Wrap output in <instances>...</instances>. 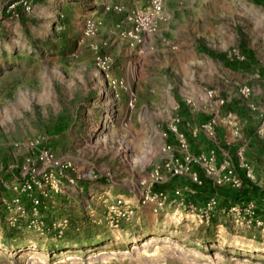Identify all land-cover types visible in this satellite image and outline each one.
I'll use <instances>...</instances> for the list:
<instances>
[{
    "label": "rangeland",
    "instance_id": "1",
    "mask_svg": "<svg viewBox=\"0 0 264 264\" xmlns=\"http://www.w3.org/2000/svg\"><path fill=\"white\" fill-rule=\"evenodd\" d=\"M149 4L0 0V264H264V0H169L157 34L132 47L121 35L126 16ZM88 21L97 25L90 34ZM99 54L108 63L99 64ZM221 99L225 142L215 143L242 185L230 176L214 186L201 170L204 184L185 192L196 215L150 204L137 223L108 224L104 199L137 203L172 141V119ZM44 148L71 160L69 173L79 177L45 200L42 230L30 225L27 196L26 212L17 210L13 185L42 168ZM242 164L252 166L253 180ZM176 185L190 182L167 180L153 190L172 195ZM212 193L219 206L208 219L202 209ZM247 203L256 217L245 213Z\"/></svg>",
    "mask_w": 264,
    "mask_h": 264
},
{
    "label": "built area",
    "instance_id": "2",
    "mask_svg": "<svg viewBox=\"0 0 264 264\" xmlns=\"http://www.w3.org/2000/svg\"><path fill=\"white\" fill-rule=\"evenodd\" d=\"M169 0H150V4L145 8H133L127 16L126 27L121 35L132 47L143 45L153 36L159 29V22L164 18L165 3ZM95 21H88L86 31L88 34L94 32L96 28ZM110 57L108 55L99 54L97 56L98 63H108ZM242 93L249 94L248 86L241 88ZM210 91L209 96H212ZM220 104H225V100H218ZM183 119L175 117L169 125L172 141L165 143L162 146L161 154L162 161L155 165L150 174L142 182V188L138 195L137 203L131 201L122 195H118L112 199H104V218L116 229L124 226L137 223L141 218V209L147 205L154 206V211L157 212L168 203L174 206H183L187 209L188 214H197V204L192 201V198H187L189 192L196 193V189L204 184L201 170L210 178L214 186H225V177L232 176L235 178V183L242 185L243 179L237 173L236 166L228 162L225 164V150L218 146L211 148L209 152L194 153L190 150V143L185 131L181 125ZM215 119L202 124L209 137H215ZM258 132L264 135V121L260 125ZM219 154H222L220 157ZM219 157L221 160L219 161ZM42 164V168L31 167L23 176L13 185L15 196L13 202L17 210L23 215L26 212V206L22 202L23 197L27 196L31 203L32 217L30 225L44 229V220L38 217L39 209L46 203V199L53 198L54 194L62 191L64 186L63 181L75 185L78 175L73 176L69 173L70 169H74V164L68 159H57L54 154L47 148H44L37 157ZM244 167V175L246 178L253 180L255 172L251 165L242 164ZM3 170V164L0 161V171ZM186 179L190 182V186L181 187L176 185L173 189V194H169L167 190L155 191L153 187L156 184H161L167 180ZM196 188V189H195ZM94 198V197H93ZM246 214L251 218L257 216L256 206L253 203H247ZM219 206L218 195H210L203 205L202 217L210 218L216 208ZM232 210L240 214L239 206H233ZM94 211V209L92 210ZM20 215V214H19ZM103 218H100L101 222ZM55 225V224H54ZM161 264H165L162 262Z\"/></svg>",
    "mask_w": 264,
    "mask_h": 264
},
{
    "label": "crops",
    "instance_id": "3",
    "mask_svg": "<svg viewBox=\"0 0 264 264\" xmlns=\"http://www.w3.org/2000/svg\"><path fill=\"white\" fill-rule=\"evenodd\" d=\"M163 25L164 24L161 25V31L164 30ZM161 31L160 34H162ZM188 113L189 115H187ZM184 115L186 116L182 118L183 123L181 128L187 134L188 140L191 141L190 150L192 152H198L196 149L197 145H194L198 144V142H201L200 147L203 148L205 152H209L211 148L217 146L215 143L217 140H220L223 143L225 142V105L220 104L219 101H215V106L213 103H209V106L206 108L203 104L196 102L189 107V110L187 108ZM211 119H215V137H209L208 132L202 128V124ZM205 141H207L206 143H208V145L204 143ZM219 155L220 157L222 156V154ZM220 157L219 161L221 160ZM193 197H196V194L193 195Z\"/></svg>",
    "mask_w": 264,
    "mask_h": 264
}]
</instances>
